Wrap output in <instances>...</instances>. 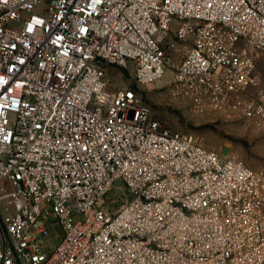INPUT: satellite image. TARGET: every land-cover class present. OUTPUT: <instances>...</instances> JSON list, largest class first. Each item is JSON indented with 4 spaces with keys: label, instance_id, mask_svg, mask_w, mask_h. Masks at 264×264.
<instances>
[{
    "label": "built area",
    "instance_id": "obj_1",
    "mask_svg": "<svg viewBox=\"0 0 264 264\" xmlns=\"http://www.w3.org/2000/svg\"><path fill=\"white\" fill-rule=\"evenodd\" d=\"M263 57L264 0H0V264H264V171L109 75L264 129Z\"/></svg>",
    "mask_w": 264,
    "mask_h": 264
},
{
    "label": "rangeland",
    "instance_id": "obj_2",
    "mask_svg": "<svg viewBox=\"0 0 264 264\" xmlns=\"http://www.w3.org/2000/svg\"><path fill=\"white\" fill-rule=\"evenodd\" d=\"M133 73L131 64L109 67L115 85L125 82L134 87L162 127L193 133L205 147L237 156L252 168L264 171V129L227 112L197 109L189 99L174 92L169 83L170 74L157 84L145 85L137 83ZM54 242L58 243L59 239L56 237Z\"/></svg>",
    "mask_w": 264,
    "mask_h": 264
},
{
    "label": "crops",
    "instance_id": "obj_3",
    "mask_svg": "<svg viewBox=\"0 0 264 264\" xmlns=\"http://www.w3.org/2000/svg\"><path fill=\"white\" fill-rule=\"evenodd\" d=\"M258 72L260 73L261 86L264 88V57L258 59Z\"/></svg>",
    "mask_w": 264,
    "mask_h": 264
}]
</instances>
